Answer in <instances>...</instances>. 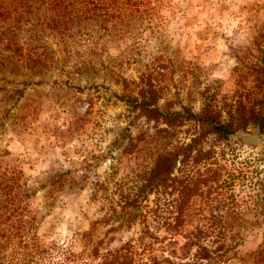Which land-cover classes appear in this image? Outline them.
Returning <instances> with one entry per match:
<instances>
[{"label":"rangeland","instance_id":"obj_1","mask_svg":"<svg viewBox=\"0 0 264 264\" xmlns=\"http://www.w3.org/2000/svg\"><path fill=\"white\" fill-rule=\"evenodd\" d=\"M63 4L62 14L33 5L11 30L0 24V171L19 170L17 185L31 194L28 209L39 217V233L61 240L95 222L90 238L103 251L136 239L139 224L96 221L157 153L190 134L184 127L159 133L161 126L138 116L130 99L150 96L162 112L194 113L205 99L222 120L235 119L241 108L264 112V0ZM57 17L66 23L50 22ZM16 45L20 54L13 55ZM28 51L41 53L37 68L19 63ZM213 144L210 206L239 210L244 225L230 264H264V253L252 254L264 250V214H258L264 213V131L248 125ZM95 184L105 190L90 204ZM6 195L0 188V203ZM205 200H193L190 223L178 234L160 240L165 233H155L153 255L183 258L184 233L206 221ZM7 205L0 214L10 212Z\"/></svg>","mask_w":264,"mask_h":264},{"label":"trees","instance_id":"obj_2","mask_svg":"<svg viewBox=\"0 0 264 264\" xmlns=\"http://www.w3.org/2000/svg\"><path fill=\"white\" fill-rule=\"evenodd\" d=\"M64 1L0 0V24L5 30H11L31 11L33 5H45L46 9L62 14ZM63 20L57 17L50 22L59 26L62 22L66 23ZM6 46L11 50L9 44ZM17 50L20 54L18 45L12 54H16ZM40 55L39 52L28 51L18 60L24 68L33 69L40 64ZM130 104L145 121L161 126L159 133H174L182 127L186 132L190 130L185 141L173 145L169 151L157 153L152 163L136 175L131 187L119 195L115 207H110V212L96 221L106 223L115 220L119 222L118 226L127 228L137 222V238L99 251L101 242L92 244L90 238L95 222L76 227L68 238L61 240L54 233H39V217L28 209L27 200L31 194L27 187L21 186L19 190V170L9 167L0 171V188L2 194L8 196L0 207L9 203L7 211H10L0 214V264H230L228 255L235 254V249L242 243L244 236L241 228L244 225L240 222L242 214L239 210L226 205L212 211L210 206L214 201L210 196L216 188L215 169L212 168L216 162L213 143L225 142L234 132L245 130L248 125L263 132L264 112L252 107L244 112L241 108L235 119L228 114L227 119L222 120L219 112L205 99L198 113L189 108L162 112L153 105L150 96L140 100L130 99ZM95 186L97 188H91L88 195L87 202L90 204L99 198L98 190H105L102 184ZM200 197L206 199V221L184 233L183 243L179 246V255L183 258L175 261L153 255L152 244L158 240L155 233L160 230L165 233L160 240L167 234H178L190 223L192 202ZM258 214L264 213L259 211ZM263 253L264 250L259 249L252 254Z\"/></svg>","mask_w":264,"mask_h":264}]
</instances>
